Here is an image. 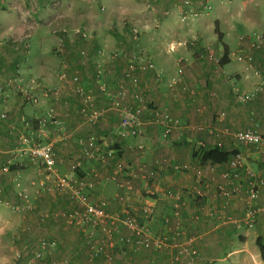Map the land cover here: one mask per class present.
<instances>
[{"label":"crops","instance_id":"obj_1","mask_svg":"<svg viewBox=\"0 0 264 264\" xmlns=\"http://www.w3.org/2000/svg\"><path fill=\"white\" fill-rule=\"evenodd\" d=\"M185 1L197 16L182 21ZM134 19L137 28L127 27L125 21ZM74 29L86 32L87 39L73 35ZM55 63L58 71L51 70ZM31 85L36 103L19 92ZM0 87L8 95L0 103V221L5 210L18 217L9 221L23 220L17 239L27 248L44 235L55 243L44 251L55 258L144 264L143 255L149 254L150 264H170L177 252L170 245L192 239L197 252L192 264H213L204 256L215 252L242 264L248 257L229 243L252 240L258 247L260 240L264 246V186L256 200L248 198L250 183L264 181V144L232 137L253 130L264 138V0H0ZM78 87L92 109L103 110L95 123L82 112ZM53 89H59L57 98L49 92ZM119 89L125 92L124 107L140 109L134 137L121 135L119 113L111 106L110 95ZM239 94L250 98L240 101ZM156 111L179 121L168 142L159 139ZM20 135L52 146L56 174L51 179L37 163L2 171L11 161L19 163ZM88 138L97 140L102 152L114 151V157L106 164L86 160L78 140ZM214 147L242 157L239 179L223 177L232 156L220 166L201 161L203 151ZM77 161L81 194L90 203H104L114 220L95 232L93 244H100L107 230L115 229L114 239L127 236L122 220L131 212L152 237L166 235L168 248L147 251L116 243L107 248L111 262L93 258L85 234L64 218L78 205L45 190L55 178L72 175ZM119 161L124 170L116 173ZM234 187L238 193L231 198L221 195V189ZM145 206L153 210L147 220L141 215ZM260 209L248 227L246 214ZM43 239L36 240L34 253L41 252ZM186 258L175 264H189Z\"/></svg>","mask_w":264,"mask_h":264},{"label":"built area","instance_id":"obj_2","mask_svg":"<svg viewBox=\"0 0 264 264\" xmlns=\"http://www.w3.org/2000/svg\"><path fill=\"white\" fill-rule=\"evenodd\" d=\"M191 3L190 1L184 3V12L182 13L181 18L186 20L185 18L188 16H197V13H192L190 9ZM206 9H210L209 6L205 7ZM63 33L68 34V30H62ZM73 35H79L83 39H87V33L81 31L80 29H74L71 31ZM60 79H66V73L63 72L60 74ZM74 81H78V77L73 78ZM136 78L132 79V83H136ZM34 86H29L27 89L23 87L19 88V92L22 96L26 97L27 100L31 103H36V97L33 96L32 91ZM106 90V89H104ZM78 93L83 97L84 108L83 113L85 114L87 121L90 123H95L97 119L103 114V110H94L92 109L91 100L88 96H86L81 87L77 88ZM51 95L55 98L59 95V89H53L49 91ZM111 106L119 113L120 121H119V130L121 135L126 136L129 135L134 137L139 134V113L140 109L135 108H127L124 107L122 101L125 97V92L119 89L116 92V96L112 97ZM240 101H247L250 97L248 95L239 94L238 95ZM8 98V95L3 91L0 87V103H3L5 99ZM134 100L138 103H142V99L137 95L134 96ZM50 111V115H52ZM156 122L160 126L161 132L159 135V139L162 142H168L172 132L178 127L179 121L171 117L167 112L156 111ZM2 118L5 116L2 115ZM51 120V118H49ZM52 121V120H51ZM24 127L30 128L31 122L26 121L23 117ZM53 122V121H52ZM59 126L61 123L58 124ZM233 139L242 143V144H264V138L257 132L253 130L241 131L233 133ZM19 149L15 153L16 160L19 161L13 162L11 161L5 167L2 168L3 172H9L11 166H18L21 168H25L29 164L37 163L45 173L47 179H51L54 174H56V162L54 158L53 148L49 143L43 142L37 139L35 136L31 135H20L19 136ZM78 144L81 148V153L86 160L95 161L101 164H106L108 161L114 157V151H105L102 152L99 143L97 140L93 138H88L86 140L79 139ZM17 163V164H16ZM228 167L230 169L229 172L223 174V177L227 180L229 179H239L240 170H243L244 163L242 161V157L238 154L232 156L231 160L228 162ZM80 168V161L75 162L72 167V175L62 176L55 178L52 185L46 187V191L50 193H54L58 196H68L71 202L78 205L79 209H75L73 212L66 214L64 218H66L69 222L75 224L81 232L85 234L86 243L90 246L92 250V257H103L108 262H111L112 257L109 253H107V248L114 247L116 243H120L123 246L133 245L139 249L143 250H163L168 248L170 244H168V237L164 234L159 236L152 237L148 231V228L141 224L139 218L134 213H127L126 217L122 220L123 225L126 226L129 230V234L125 237H118L114 239V235L117 233L115 229L103 231L104 239H101L100 244H93V238L95 237V232L98 229L104 230L105 227L100 228L107 223L113 225L114 220L111 215L107 214L104 210V203L93 204L88 202L83 195L81 194L80 188L83 186L82 181L75 178L74 173L77 169ZM175 170H178L179 167L175 166ZM124 170V166L121 161L115 164L116 173H121ZM248 175L250 172L245 171ZM120 184H118L119 186ZM264 181L262 179H256L251 182L248 189V198L253 201L259 197L260 189L263 188ZM221 195L229 199L233 195L238 193V188L232 189H221ZM27 198V197H25ZM23 207L16 206L15 210L19 211ZM28 208V206H25ZM260 210H251L246 214V219L244 223L251 227L254 224L255 216L259 213ZM141 215L144 220L149 219L153 215V210L151 207H143L141 210ZM226 223H229L230 220L226 219ZM185 244L177 245L175 243L170 245V248L177 251L175 256L173 257L170 264H175L179 259L187 256V261L189 264H192L193 259L197 256V252L191 247L192 239H188ZM39 249L41 252L46 250L47 248H54V242H48L45 240H41L39 242ZM40 252H38L39 254ZM190 261V262H189ZM53 264H67L66 262H59Z\"/></svg>","mask_w":264,"mask_h":264},{"label":"rangeland","instance_id":"obj_3","mask_svg":"<svg viewBox=\"0 0 264 264\" xmlns=\"http://www.w3.org/2000/svg\"><path fill=\"white\" fill-rule=\"evenodd\" d=\"M185 2H188V1H185ZM98 9L100 12H102V10H103L102 7L98 8ZM190 9L193 10V8L191 6H190ZM182 21H184V20H182ZM125 22H126L125 24L127 27L137 28V26H136L137 20H135V19H134V21H127L126 20ZM70 39L68 37V44L72 47V44H74V43L71 42ZM69 40H70V42H69ZM62 43L65 45L64 42H62ZM60 45H61L60 41L57 40L56 46H58L60 48ZM51 68H52L51 70H53V71H54V69L55 70L57 69V71H58V65L56 63L53 64L51 66ZM26 190H28V189H26ZM27 193L30 194V196L32 195L31 192L30 193L27 192ZM37 196H39V194H37ZM54 196H55V194H54ZM44 198H47V197H44ZM9 216L11 217V219L18 218L17 216L12 215L10 212L5 210V213L3 215V219H2V221H0V264H53V263H59L58 261H60V260L69 261L70 264H88V263L99 264V262L107 264L103 259H100V258L94 259L93 261L90 262L87 259L86 260H82V259L80 260V259L71 258V257H64L61 259L55 258L51 254L47 253V251H42L39 254L37 251L34 253V251H35L34 246H35L36 240L38 238L44 237L43 240L48 241V242H54V240H48L45 238L44 235H38L37 237L35 236L36 238L34 239V241H32V243H30L31 246L27 248V245H28L27 243L23 244L22 241L17 239V237H19V236L21 237V234L23 233L21 231L22 228L20 227L22 225L23 220L15 219L14 221H12V220L9 221L8 220ZM36 220L39 221V219H37V218H36ZM38 230H39V228H38ZM38 230L36 228L35 234H38L37 233ZM227 244L228 243H226V245ZM228 245H229V249L237 250L238 253L244 254L248 257V259H246L247 261L244 260L245 258L242 260V262L244 261L242 264H264V257H262L260 255L258 247L256 246L255 242H253L252 240L249 242H243L242 240L238 241L236 239V241H233L232 243H229ZM253 253H256L255 257L252 256ZM142 260L146 261V262L142 261V262H144V264L145 263L148 264L149 262L154 261V258L148 254L145 256L143 255ZM204 260L212 261L213 264H236V258H234V256H231V255L225 256L224 255V256L219 257L217 255V257H216V252L213 254H209L207 257L204 256ZM113 261L116 262V261H120V260L115 258V260H113ZM182 261H184L186 263L185 260H182Z\"/></svg>","mask_w":264,"mask_h":264},{"label":"trees","instance_id":"obj_4","mask_svg":"<svg viewBox=\"0 0 264 264\" xmlns=\"http://www.w3.org/2000/svg\"><path fill=\"white\" fill-rule=\"evenodd\" d=\"M237 152H225L217 147L203 151L201 161L202 162H211L216 166L225 164L231 156L236 155ZM257 245L260 249L262 255H264V246L260 243V240H257Z\"/></svg>","mask_w":264,"mask_h":264}]
</instances>
